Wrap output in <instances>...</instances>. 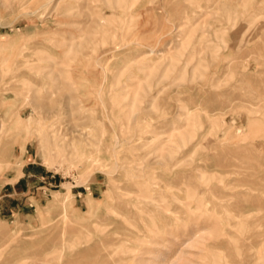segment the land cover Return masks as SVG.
<instances>
[{
	"label": "rangeland",
	"instance_id": "obj_1",
	"mask_svg": "<svg viewBox=\"0 0 264 264\" xmlns=\"http://www.w3.org/2000/svg\"><path fill=\"white\" fill-rule=\"evenodd\" d=\"M113 1L0 0V264H264V0ZM61 71L70 74L71 91L65 89L69 80L58 78L65 77ZM246 93L256 95L255 104ZM212 95L225 106L224 100L214 104ZM56 129L58 136L85 132L75 146L77 152L91 149L90 155L82 162L64 157L54 146ZM89 135L103 143L90 147ZM118 137L124 145L113 156L107 147ZM183 154L167 174L180 193L176 186L166 191L185 200L174 205L179 217L189 219H176L170 234L149 235L154 243L126 251L117 243V227L132 216L128 201L139 202L136 168L150 162L146 167L163 172L157 160ZM15 183V190L9 188ZM67 187L71 195H65ZM243 206L249 211L236 218Z\"/></svg>",
	"mask_w": 264,
	"mask_h": 264
},
{
	"label": "bare ground",
	"instance_id": "obj_2",
	"mask_svg": "<svg viewBox=\"0 0 264 264\" xmlns=\"http://www.w3.org/2000/svg\"><path fill=\"white\" fill-rule=\"evenodd\" d=\"M106 1V0H105ZM116 0H114L113 2H115ZM117 1H122V3H123V0H117ZM109 2H111V1H109ZM118 2H116V5H118L117 4ZM119 3H121V2H119ZM121 3V5H123ZM235 3V2H234ZM241 3V2H240ZM8 4V3H7ZM109 4V3H108ZM14 5H18V4H15L14 3ZM238 5V4H237ZM5 6V5H4ZM111 6H112V3H111ZM115 7V6H114ZM118 7V6H117ZM120 7V6H119ZM118 7V8H119ZM262 10V9H261ZM102 13V12H101ZM100 12H99V15L101 14ZM250 13V12H249ZM261 13V12H260ZM98 15V16H99ZM110 15V14H109ZM109 15H108V17H109ZM111 16V15H110ZM243 16H246V15H243ZM100 17V16H99ZM98 17V18H99ZM107 17V16H106ZM105 17V18H106ZM107 17V18H108ZM249 17V16H248ZM251 17V16H250ZM111 17H109V19H110ZM255 18V17H254ZM257 18H259V17H256V19ZM260 18H261V15H260ZM100 20H101V17H100ZM246 20V19H245ZM252 20H254V19H252ZM260 20V19H259ZM102 21V20H101ZM105 21V20H104ZM108 21L109 20H107V23H108ZM112 21V19L110 20V22ZM255 21H257L258 22V20H254V23H255ZM261 21V20H260ZM105 23V22H104ZM112 23V22H111ZM111 23H108V25L107 26H111ZM99 24V23H98ZM100 25V24H99ZM248 25V24H247ZM115 28H116V26L115 25H113ZM261 26H263V25H261ZM102 27V26H101ZM112 27V26H111ZM113 27V28H114ZM114 28V29H115ZM262 28H264V26L262 27ZM103 29V28H102ZM117 29V28H116ZM264 30V29H263ZM111 31V30H110ZM117 31V30H116ZM120 31V30H119ZM247 31H249L248 29H247ZM239 32V31H238ZM91 33V32H90ZM107 33V32H106ZM105 33V34H106ZM234 33V32H233ZM83 34H85L86 35V33L84 32ZM93 34V33H92ZM98 34V33H97ZM109 34V33H108ZM94 35V34H93ZM242 35V34H241ZM82 36H84V35H82ZM95 36V35H94ZM94 36H93V38L92 39H94ZM243 36V35H242ZM246 36V35H245ZM89 36H87L86 35V38H88ZM118 37H120V35L118 36ZM238 37V36H237ZM247 37V36H246ZM111 38V37H110ZM82 39V38H81ZM89 39V38H88ZM120 39V38H119ZM121 43H123L124 41H123V38L121 37ZM240 39H241V37H240ZM115 40V39H114ZM81 41V40H80ZM118 41V40H117ZM82 42V41H81ZM91 43H92V41H90ZM114 42V41H113ZM116 42V41H115ZM4 43V42H3ZM121 43H119V44H121ZM85 44V43H84ZM124 44V43H123ZM255 44V43H254ZM258 44V43H257ZM76 45H77V43H76ZM75 45V46H76ZM86 45V44H85ZM125 45V44H124ZM124 45L122 46V47H124ZM74 46V45H73ZM87 46V45H86ZM26 47H27V45H26ZM42 47H43V45H42ZM76 47H78V46H76ZM76 47H74V49L76 48ZM82 47V46H81ZM90 47V46H89ZM117 48L119 47V45L118 46H116ZM115 47V48H116ZM121 47V46H120ZM121 47V48H122ZM255 47V46H254ZM253 47V48H254ZM19 48V47H18ZM24 48V47H23ZM44 48V47H43ZM72 48V47H71ZM121 48H119V49H121ZM242 48V47H241ZM244 49H245V47H243ZM258 48V47H257ZM5 48L3 47V46H1L0 45V52L2 51V50H4ZM26 49V48H25ZM24 49V50H25ZM28 49V48H27ZM31 49V48H30ZM79 49V48H78ZM240 49V48H239ZM238 49V50H239ZM43 50V49H42ZM76 50H77V48H76ZM93 50V49H92ZM118 50V49H117ZM154 50V49H153ZM153 50H150V52H154ZM241 50V49H240ZM259 50H260V48H259ZM23 51V50H22ZM69 52H68V54L69 53H71L70 52V50H68ZM89 51H91V50H89ZM116 51V50H115ZM245 51V50H244ZM256 51H258L257 49L255 50V52ZM26 52V51H25ZM41 52H43V51H40L39 53H41ZM83 52V51H82ZM148 52V51H147ZM146 52V55L144 56V58H149L150 57V55L152 54H150V55H148L149 53H147ZM156 52V51H155ZM237 52H239V51H237ZM247 52V51H246ZM262 52H264V51H262ZM261 52V53H262ZM22 53V52H21ZM36 53H38V52H36V49H35V54L34 55H38V54H36ZM73 53V52H72ZM84 53H86V52H84ZM92 53V52H91ZM145 53V52H144ZM19 54V53H18ZM23 54V53H22ZM62 54H65V52H63ZM61 54V55H62ZM86 54H88V53H86ZM118 54V53H117ZM248 54V53H247ZM257 55H258V53H256ZM263 54V53H262ZM262 54H261V56H262ZM42 55H44V54H41V56ZM48 55V54H47ZM67 55V54H66ZM72 55H76V54H72ZM88 55H90V53L88 54ZM144 55V54H143ZM148 55V56H147ZM239 55V54H238ZM63 56V55H62ZM83 56H84V54H83ZM92 56V55H91ZM259 56V55H258ZM17 57H20V55H18ZM16 57V58H17ZM21 57H22V55H21ZM40 57V56H39ZM39 57H37V58H39ZM127 57V56H126ZM36 58V57H35ZM41 58H43V57H40V59ZM51 57H49V60H51L50 59ZM66 59L68 58V57H65ZM71 58V57H70ZM88 58V60H90L89 59V57H87ZM91 58V57H90ZM248 58V57H247ZM1 59V58H0ZM24 59V58H23ZM48 59V58H47ZM69 59V58H68ZM85 59H86V56H85ZM244 59V58H243ZM259 59H262L260 56H259ZM38 61H39V59H37ZM44 60V58L42 59V61ZM46 60V59H45ZM70 60H74V59H70ZM70 60H67V61H70ZM87 60V59H86ZM87 60V61H88ZM230 60V59H229ZM25 61V60H24ZM37 61V62H38ZM41 61V60H40ZM41 61V62H42ZM225 61H227L226 59L224 60V62ZM22 62V61H21ZM26 62H27V59H26ZM36 62V63H37ZM73 62V61H72ZM76 62V61H75ZM230 61H228V63H229ZM260 62H262V63H264V60H262V61H260ZM70 63H71V61H70ZM69 62H68V64H70ZM74 63V62H73ZM88 63V62H87ZM28 64V63H27ZM35 64V63H34ZM25 65H26V63H25ZM33 65V64H32ZM31 65V67H33L34 68V65L32 66ZM36 65V64H35ZM28 66H30V65H28ZM54 66V65H53ZM70 66V65H69ZM68 66V67H69ZM14 66H12V68H13ZM31 67L29 68V69H31ZM39 67H41V66H39ZM57 66H55V68H56ZM227 67V66H226ZM226 67H224V68H226ZM229 67V66H228ZM11 68V67H10ZM20 68V67H19ZM22 68V67H21ZM25 68H27V66L25 67ZM27 68V70H29ZM38 67H36V68H34V70H36ZM23 69V68H22ZM53 69H54V67H53ZM13 70V69H12ZM17 70V69H16ZM52 70V69H51ZM225 70H227V68L225 69ZM245 70V69H244ZM30 71V70H29ZM37 71H41L40 69L39 70H37ZM37 71H34V72H36L37 73ZM43 71V70H42ZM53 71H55V70H53ZM8 72V71H7ZM16 72V71H15ZM18 72V71H17ZM17 72H16V74H17ZM26 72V71H25ZM64 72V71H63ZM62 71H61V74H60V76H64L65 74L63 73ZM69 72V71H68ZM227 72H228V70H227ZM11 73V72H10ZM19 73V72H18ZM55 73V72H54ZM65 73H67V72H65ZM12 74V73H11ZM28 74H29V72H28ZM57 74H58V71H57ZM3 75V74H2ZM68 75V77H69V75L70 74H67ZM67 75H65V77H64V79H61V78H63V77H58L59 79H60V81L61 80H69V79H66L67 77ZM254 75V74H253ZM263 75V74H262ZM261 75V76H262ZM16 76V75H15ZM15 76H13V78H15L16 79V77ZM259 76V75H258ZM257 76V77H258ZM261 76H260V78H261ZM34 77V76H33ZM37 77V79H39L38 78V76H36ZM36 77H34V78H36ZM55 77V76H54ZM240 77V76H239ZM245 77V76H244ZM10 78V77H9ZM23 78V77H22ZM41 78V77H40ZM70 78V77H69ZM253 78H255V77H253ZM262 78L264 79V77L262 76ZM7 79V78H6ZM10 79H12V78H10ZM14 79V80H15ZM55 79V78H54ZM180 79V78H179ZM186 78H184V80H185ZM194 79V78H193ZM256 79V78H255ZM21 80V79H20ZM26 80V79H25ZM55 80H58V79H55ZM54 80V81H55ZM183 80V81H184ZM16 81V80H15ZM26 81H28V80H26ZM26 81H23V83H25ZM37 81H39V80H37ZM71 80H69V84H65L66 85V87L68 86H70V84L71 83H74V82H70ZM180 81V80H179ZM239 81H241V79L239 80ZM239 81H237V83L239 82ZM247 81V80H246ZM264 81V80H263ZM13 82V81H12ZM22 82V81H21ZM35 83H37L36 81H34ZM41 82V81H40ZM58 82H59V80H58ZM62 82V81H61ZM242 83H243V81H241ZM260 82V81H259ZM28 83V82H27ZM67 83H68V81H67ZM248 83V82H247ZM264 83V82H263ZM13 84H16V85H18L17 84V82L15 83H13ZM29 84V83H28ZM33 84V83H32ZM41 84H43V83H41ZM40 84V85H41ZM55 84H57L56 83V81H55ZM55 84H54V86H55ZM59 84H60V82H59ZM241 84V83H240ZM5 85H7V84H5ZM20 85H22V84H20ZM31 85V83L29 84V86ZM72 86H73V84H71ZM4 86V85H3ZM9 86H12V85H9ZM24 86V85H23ZM27 86V85H26ZM34 87L36 86V85H33ZM42 86V85H41ZM57 86H59V85H57ZM61 86V85H60ZM71 86V87H72ZM236 86V88H237V90H239L240 91V89H238V86L240 87V85L239 84H237V85H235ZM247 88H245V89H247V91H248V87L249 86H247V85H245ZM261 86H263V85H261ZM2 87V86H1ZM13 87H15V85H13ZM17 87V86H16ZM28 87V86H27ZM33 87V88H34ZM63 89L65 88L64 87V85L63 86H61ZM194 87H196V86H194ZM231 87V86H230ZM232 87H234V86H232ZM241 87H244V85L242 86L241 85ZM4 88H5V86H4ZM10 88V87H9ZM40 88V87H39ZM56 88V87H55ZM59 88V87H58ZM235 88V87H234ZM6 89V88H5ZM24 89V88H23ZM29 89V88H28ZM36 89H37V87H36ZM57 89V88H56ZM65 89H68V90H70V87L69 88H65ZM196 89V88H195ZM203 89V88H202ZM230 89H232V88H229V90ZM244 89V88H243ZM54 90V89H53ZM71 90H72V88H71ZM70 90V91H71ZM75 90H76V88H75ZM228 90V89H227ZM232 90H234V89H232ZM242 90V89H241ZM252 91V89H250L249 88V91ZM258 90V89H257ZM261 90H263V92H264V89H262V87H261ZM21 91H23V90H21ZM29 91H33L32 89L31 90H29ZM36 91V90H35ZM38 91V90H37ZM55 91V90H54ZM53 91V92H54ZM58 91V90H57ZM60 92H61V89L59 90ZM69 91V92H70ZM74 91V90H73ZM202 91V90H201ZM250 91V92H251ZM26 92V91H25ZM25 92H23V94L25 93ZM64 92L67 94V92L64 90ZM213 92V91H212ZM232 92V91H231ZM235 92H237L236 90H235ZM235 92H232L231 93V96H233L232 94L233 93H235ZM242 92H243V90H242ZM244 92H246V91H244ZM253 92V91H252ZM259 92H261V91H259ZM27 93V92H26ZM25 93V94H26ZM34 93V92H33ZM50 93H52V92H50ZM73 93V92H72ZM209 93V92H208ZM215 93V92H214ZM224 93V92H223ZM226 93V92H225ZM262 93V92H261ZM36 93H34V95H35ZM218 94H221V92H218ZM228 94L229 95H227V96H230V93L228 92ZM236 94H238V92L236 93ZM236 94H234V95H236ZM239 94H243V93H240L239 92ZM247 94L248 93H246L245 95L247 96ZM251 94V93H250ZM250 94H248V98L246 97V99H249V100H251L250 98H252V100H251V104L254 102L253 101V97L254 96H256L254 93H252L251 95ZM263 94V93H262ZM202 95H203V93H202ZM205 95V94H204ZM210 95H211V92H210ZM214 95H216V93L214 94ZM240 95V97H242ZM36 96V95H35ZM51 96V95H50ZM61 96V95H60ZM67 96V95H66ZM213 96V95H212ZM217 96V95H216ZM219 96V98H221L220 96H223L222 94L221 95H218ZM237 97H238V95H236ZM263 96H264V94H263ZM71 97H73V96H71ZM208 97V96H207ZM214 97V99H216V101H215V103L214 104H219V102H221V101H223L222 103H220V104H223L221 107H224L225 106V99H223V100H221V99H219V100H221V101H219L218 99H217V97H215V96H213ZM235 97V96H234ZM236 97V98H237ZM21 98H25V97H21ZM21 98H20V101H21ZM63 98V97H62ZM34 99H35V97L33 96V98L31 97L30 98V102H31V100H33L32 101V106H34ZM38 99V98H37ZM67 99H69V97L67 98ZM207 98H205V100H206ZM257 99H259L258 97H257ZM261 99H264V97H262ZM24 100V99H23ZM41 100V99H40ZM26 101V100H25ZM25 101H23V102H25ZM27 101H28V99H27ZM64 101V100H63ZM68 101V100H67ZM72 102H73V100H71ZM212 101H214V100H212ZM219 101V102H218ZM228 101V100H227ZM231 101V100H230ZM229 101V102H230ZM253 101V102H252ZM22 102V103H23ZM137 102V101H136ZM167 102V105H168V101H166ZM257 102V101H256ZM27 103H29V102H27ZM66 103V102H65ZM208 103H209V101H208ZM24 104V103H23ZM70 104V103H69ZM165 104V103H164ZM205 104H207L206 102H205ZM210 104V103H209ZM211 104H213V102L211 103ZM210 104V105H211ZM230 105H231V103H229ZM254 104H255V102H254ZM261 104V103H260ZM28 105V104H27ZM64 105V104H63ZM209 105V106H210ZM236 105V104H235ZM235 105H234V107H235ZM22 106V105H21ZM29 106V105H28ZM31 106V107H32ZM37 106V105H36ZM50 106V105H49ZM151 106V105H150ZM262 106H264V104H262ZM19 107V106H18ZM30 107V108H31ZM254 107H256V106H254ZM259 107H260V105H259ZM51 108V107H50ZM49 108V109H50ZM132 108H134V106L132 107ZM241 108V107H240ZM253 107H251V108H249L250 110L252 109ZM257 108V107H256ZM20 109V108H19ZM118 109H119V107H118ZM135 109V108H134ZM227 109H229V108H227ZM248 109V110H249ZM53 110V109H52ZM139 110V109H138ZM220 110V109H219ZM249 110V111H250ZM253 110H255V109H252L251 111H253ZM260 111H261V109H259ZM37 111V110H36ZM117 111V110H116ZM233 111V110H232ZM130 112V111H129ZM239 112V111H238ZM259 112V111H258ZM39 113V112H38ZM119 113V112H118ZM128 113V112H127ZM212 113V112H211ZM210 113V114H211ZM236 113V112H235ZM242 113V112H241ZM244 113H247V112H243V114ZM249 113V112H248ZM248 113L246 114V115H248ZM252 113V112H251ZM133 114H135L134 112H133ZM29 115V114H28ZM128 115V114H127ZM206 115V114H205ZM204 115V116H205ZM252 115L254 116L255 115V113L253 114L252 113ZM258 114H256V116H257ZM129 116V115H128ZM138 116L139 115H137V118H138ZM144 116V115H143ZM198 116V115H197ZM206 117H207V115H206ZM250 117H252L251 115H250ZM255 117V116H254ZM258 117V116H257ZM128 118V117H127ZM135 118V117H134ZM137 118H135V119H137ZM142 118V117H141ZM210 118V117H209ZM213 119H214V117H212ZM264 118V117H263ZM20 118H18V120H19ZM28 119V118H27ZM196 119V118H195ZM198 119V118H197ZM220 119H221V117H220ZM254 119H256V118H254ZM254 119H252V120H254ZM137 120H141L140 118L139 119H137ZM206 120H208L207 118H206ZM251 120V119H250ZM251 120V121H252ZM142 121V120H141ZM209 121V120H208ZM211 121V120H210ZM187 122V121H186ZM195 122V121H194ZM258 122V121H257ZM260 122V121H259ZM258 122V123H259ZM224 123H226V122H224ZM232 123V122H231ZM247 123H248V121H247ZM247 123H246V126H247ZM261 123V122H260ZM138 124V123H137ZM140 124V123H139ZM138 124V125H139ZM201 124V123H200ZM249 124V123H248ZM223 125V124H222ZM232 125V124H231ZM260 126L262 125V124H259ZM39 126V125H38ZM189 126H190V124H189ZM252 126V125H251ZM251 126L249 125V127L251 128ZM264 126V123H263V125H262V127ZM261 127V128H262ZM37 128V127H36ZM87 128V126H85V127H82V129H86ZM232 128V127H231ZM234 128V127H233ZM247 128V127H246ZM34 130H35V128H33ZM38 129V128H37ZM41 130V129H40ZM58 130H59V128H58ZM195 130V129H194ZM193 130V131H194ZM221 130V129H220ZM63 131V130H62ZM66 131H68L67 129H66ZM65 131V132H66ZM247 131V130H246ZM254 132H256L257 130L256 129H254L253 130ZM37 132H40V131H38L37 130ZM76 131L75 130H71L70 131V133L68 134V133H64V134H62L61 136H58V133H57V129H56V131L54 130V132H53V134H52V136H53V138L55 139V141H54V146H55V148L57 149V151H63V152H65V153H67V154H65V156L64 157H69V158H78L79 160H81V162H82V160H84V157H86V156H89L90 155V153H91V149L89 150V149H87L86 148V150H84L83 152H77V149H76V146H75V141H76V139H81V137L82 136H85V132H80V133H75ZM238 132V131H237ZM61 133V132H60ZM214 133H215V131H214ZM70 135V138H67L68 136ZM236 135V134H235ZM4 136H5V134H4ZM41 136V135H40ZM88 136V135H87ZM182 136V135H181ZM49 137V136H48ZM178 137V136H177ZM185 137V136H184ZM229 137V136H228ZM47 138V137H46ZM50 138V137H49ZM214 138V137H213ZM249 138V137H248ZM89 141H91V142H89V144H90V147H92V146H94V147H98V146H100V144H101V142L100 141H97V139L94 137V136H90L89 135V137L87 138ZM183 139V138H182ZM258 139V138H257ZM262 139V138H261ZM48 140V139H47ZM86 140V139H85ZM84 140V141H85ZM215 140V139H214ZM260 140V139H259ZM182 141H184V139L182 140ZM181 141V142H182ZM227 141V140H226ZM225 141V142H226ZM244 141H246V140H244ZM243 141V142H244ZM178 142V141H177ZM213 142H215V141H213ZM224 142V143H225ZM99 143V144H98ZM103 143V142H102ZM175 143H176V141H175ZM227 143V142H226ZM241 143V142H240ZM89 144H88V146H89ZM194 144V143H193ZM214 144H216V143H214ZM220 144V143H219ZM124 145V140H122L121 138H117L114 142H112V144L109 146V147H107V149H108V151H110V153L111 154H113V156H114V154H115V152H117L116 150L117 149H120L122 146ZM212 145V144H211ZM217 145V144H216ZM226 145V144H225ZM244 145V144H243ZM197 146H199V145H197ZM215 145H213V147H214ZM221 146V145H220ZM227 146V145H226ZM225 146V151H226V147ZM230 146V145H229ZM235 146V145H234ZM233 146V147H234ZM1 147V146H0ZM217 147V146H216ZM221 147H224V146H221ZM249 147H250V145H249ZM255 147V146H254ZM1 148H3V147H1ZM54 148V149H55ZM251 148V147H250ZM253 148V147H252ZM47 149H52V148H47ZM53 149V150H54ZM194 149H196V148H194ZM240 150V149H239ZM56 151V150H55ZM208 151V150H207ZM237 150H235V152H236ZM255 151H257L256 149H255ZM49 152V151H48ZM53 152V151H52ZM176 151H174V153H175ZM213 152V151H212ZM234 152V151H233ZM243 152H245V151H243ZM49 153H51V152H49ZM169 153V152H168ZM194 153V152H193ZM196 153H197V151H196ZM219 153V152H218ZM217 153V154H218ZM60 154H62V152H60ZM208 154V153H207ZM229 154V153H228ZM241 154H243V153H241ZM258 154V153H257ZM170 155V154H169ZM167 156L166 158H164V159H162V158H160L159 160H157V158H156V160H157V163H154V165H156V164H163L162 166L161 165H158V166H161L160 168H162L163 170V172H159V173H156L155 172V167L153 168L152 166H147L146 167V165H152L153 163H151L150 164V162H148V163H145V165H144V167L142 168V167H139V168H136L137 169V171H138V180H139V178L141 179V183H140V185H139V187L135 190V192H134V195L137 197L138 196V199H139V202H136V201H134L133 203H130V201H128V204H127V206H129L130 204H131V209H130V214L132 215V216H129L128 218H127V220H130V221H128V223L129 224H126V221H123L121 224H120V226H118L117 227V231H118V233L120 234V240L117 242L120 246H123V245H126V246H123L125 249H126V251L127 250H129V251H135V250H140V247L143 245V244H145V243H154V239L152 238V237H149V235H156V236H158V237H161L162 235H167V234H170L171 233V227H172V225L175 223L174 221L177 219L178 220V218H181V217H179L178 216V214H180L181 212V210H179V207H176V205H174V200L176 201L177 200V203H178V201H179V198L180 199H182L181 198V196L178 198H176V197H171L170 196V194H168L167 193V191L169 190H167L166 188H169V187H171L172 186V189L174 188L175 189V181H170V179L167 177V174H168V172L170 173H173L172 172V170L174 169V167H175V165H177L178 163H181L183 160H184V156H185V154H183L181 157H179V158H177L176 157V159H173L172 158V155L171 156ZM206 155V154H205ZM246 155H248V154H246ZM250 155V154H249ZM2 156V155H1ZM113 156H111V157H113ZM189 156V155H188ZM209 156V155H208ZM226 156V155H225ZM234 156V155H233ZM253 156V155H252ZM49 157V156H48ZM162 157H164V156H162ZM247 158H249V156H246ZM245 157V158H246ZM263 158H264V156H262ZM115 158V157H114ZM119 158V157H118ZM121 158V157H120ZM187 158V157H186ZM229 158H231V156L229 157ZM251 159H252V157H250ZM116 159V158H115ZM239 159V158H238ZM114 160V159H113ZM227 160V159H226ZM166 161H168V163H166ZM174 161V162H173ZM264 161V160H263ZM74 162H76L75 160H74ZM80 162V161H79ZM114 162H116V161H113L112 162V164L114 165ZM200 162V161H199ZM201 162H203L204 163V161L202 160ZM217 162V161H216ZM229 162H230V160H229ZM249 162H251L250 160H249ZM122 163V162H121ZM251 163H253V162H251ZM119 164V163H118ZM141 164V163H140ZM202 164V163H201ZM204 164H206V163H204ZM255 164V163H254ZM115 165H117V164H115ZM121 165V164H120ZM165 165V166H164ZM224 165L225 164H223V167H224ZM122 167H123V164L121 165ZM139 166V165H138ZM219 166V165H218ZM227 167V166H226ZM259 167V166H258ZM6 168V167H5ZM114 168V167H113ZM145 168H147L146 170H145ZM160 168L158 167V169H159V171H160ZM215 168V167H214ZM220 168V167H219ZM121 169V168H120ZM134 169V168H133ZM157 169V168H156ZM221 169V168H220ZM219 169V170H220ZM228 169V168H227ZM234 169V168H233ZM256 169V168H255ZM258 169V168H257ZM260 169V168H259ZM115 170H117V169H115ZM121 170H123V169H121ZM198 170H200V168L198 169ZM202 171H204L205 169H201ZM117 171H119V170H117ZM125 171L127 172V170L125 169ZM130 171V170H129ZM135 171V170H134ZM185 171V170H184ZM241 171V170H240ZM249 171V170H248ZM258 171V170H257ZM131 172V171H130ZM194 172H195V170H194ZM193 172V173H194ZM201 172V171H200ZM202 173V172H201ZM215 173V172H214ZM235 173V172H234ZM115 174H118V173H115ZM114 174V175H115ZM128 174V173H127ZM130 174V173H129ZM195 174V173H194ZM198 174V173H197ZM208 174V173H207ZM210 174V173H209ZM238 173H236L235 175H237ZM242 174H243V172H242ZM176 175V174H175ZM185 175V174H184ZM187 175V174H186ZM191 175H192V173H191ZM227 175V174H226ZM232 175V174H231ZM234 175V176H235ZM118 176V175H117ZM135 176H136V174H135ZM188 176V175H187ZM197 176V175H196ZM199 176V175H198ZM220 176V175H219ZM237 176H239V175H237ZM237 176H236V178H237ZM115 177V176H114ZM175 177V176H174ZM180 177H183V176H181L180 175ZM192 177H193V175H192ZM192 177H191V179H192ZM222 177V176H221ZM229 177V176H228ZM241 177V176H240ZM225 178V177H224ZM232 178V177H231ZM135 179V178H134ZM177 179H178V177H177ZM181 179H183V178H181ZM190 179V180H191ZM229 179H230V177H229ZM258 179V178H257ZM111 180H114V178L113 179H111ZM187 180V179H186ZM189 180V181H190ZM198 180V179H197ZM237 180H238V178H237ZM254 180V179H253ZM259 180V179H258ZM189 181H187V183H186V185L188 184L189 185ZM192 181V180H191ZM199 181V180H198ZM184 182V181H183ZM196 182V181H195ZM196 183H198V182H196ZM223 183H225V182H223ZM233 183V182H232ZM235 183V182H234ZM259 183V182H258ZM263 183V182H262ZM194 184V183H193ZM174 185V186H173ZM183 185V184H182ZM196 185V184H195ZM224 185V184H223ZM228 186H229V184H227ZM197 186V185H196ZM218 186V185H217ZM221 186V185H220ZM261 186V185H260ZM180 187V186H179ZM216 187V186H215ZM222 187V186H221ZM221 187H220V190H221ZM241 187V186H240ZM239 187V188H240ZM251 187H253V186H251ZM178 187L176 186V190H178L177 189ZM181 188V187H180ZM185 188V187H184ZM184 188H182V189H184ZM197 188H199L198 186H197ZM226 188V187H225ZM224 188V189H225ZM228 188V187H227ZM233 188H236V186L234 187L233 186ZM238 188V187H237ZM258 188V187H257ZM186 189V188H185ZM187 189H188V187H187ZM217 189V188H216ZM231 189V188H230ZM167 190V191H166ZM223 190V189H222ZM238 190V189H237ZM264 190V189H263ZM180 191H181V189H180ZM187 191V190H186ZM185 191V192H186ZM193 191V190H192ZM225 191V190H224ZM67 194H65V195H71V192H70V188L69 187H67ZM128 193L127 194H129L130 193V191L128 190L127 191ZM172 192V191H171ZM178 192H179V190H178ZM194 192V191H193ZM207 192H208V190H207ZM237 192V191H236ZM180 193V192H179ZM178 193V194H179ZM195 193V192H194ZM220 193V192H219ZM64 194V193H63ZM172 194H173V192H172ZM187 194V193H186ZM198 194V193H197ZM197 194H196V197H197ZM209 194V193H208ZM224 194V193H223ZM227 194H229V192H227ZM262 194H263V192H262ZM195 195V194H194ZM206 195V194H205ZM212 195H215L214 193L212 194ZM230 195V194H229ZM232 195V194H231ZM244 195V194H243ZM261 195V194H260ZM264 195V194H263ZM174 196V195H173ZM217 196H219V195H217ZM221 196V195H220ZM241 196V198H242V195H240ZM250 196H252V195H250ZM262 196V195H261ZM64 197V196H63ZM66 197V196H65ZM183 197V196H182ZM199 197V196H198ZM206 197H208V196H205V198ZM212 197H216V196H212ZM227 197V199L226 200H228L229 198H228V196H226ZM225 197V198H226ZM238 197V196H237ZM244 197V196H243ZM248 197V196H247ZM59 197H57V199H58ZM218 198V197H217ZM245 198V197H244ZM62 199V198H61ZM184 199H185V197H184ZM209 199V198H208ZM216 199V198H215ZM219 199V198H218ZM230 199H233V198H231L230 197ZM65 200H66V198H64L63 199V203L65 202ZM202 200V199H201ZM206 200V199H205ZM217 200V199H216ZM225 200V199H224ZM239 200V199H238ZM181 201L183 202V201H185V200H180L179 202H180V204H181ZM187 201L188 200H186V203H187ZM200 201V200H199ZM210 201V200H209ZM62 202V201H61ZM190 202V201H189ZM193 202V201H192ZM191 202V203H192ZM230 202V201H229ZM239 202V201H238ZM60 203V202H59ZM176 203V204H177ZM208 203H210V202H208ZM218 203H220V202H218ZM223 203H225V202H223ZM228 203V202H227ZM243 203H245V202H243ZM182 204H184V202L182 203ZM197 204H198V202H197ZM213 204H215V203H213ZM194 205V204H193ZM192 205V206H193ZM228 205H230L229 203H228ZM191 206V205H190ZM200 206V205H199ZM211 206V205H210ZM210 206H209V208H210ZM217 206V205H216ZM61 207H62V205H61ZM196 207V206H195ZM213 207H215V205L213 206ZM230 207V206H229ZM232 207H234V206H232ZM198 208V207H197ZM200 208V207H199ZM204 208V207H203ZM208 208V209H209ZM222 208V207H221ZM225 208H227V207H224V210H226ZM239 208V207H238ZM191 209H194V207L193 208H191ZM191 209H189L190 211H191ZM228 209V208H227ZM241 209V208H240ZM249 209V207L247 206V207H242V209L241 210H239V212H238V214H237V216H236V218H239V217H241L244 213H246L247 214V212L249 211L248 210ZM254 209V208H253ZM63 210V209H62ZM183 210H184V207H183ZM186 210V209H185ZM202 210V209H201ZM201 210H199V211H201ZM206 210V209H205ZM211 210H213V209H211ZM233 210V209H232ZM237 210V209H236ZM193 211V210H192ZM191 211V212H192ZM214 211V210H213ZM194 212V211H193ZM183 213V212H182ZM202 213V212H201ZM206 213V212H205ZM204 212H203V214H205ZM211 213V212H210ZM185 214V213H184ZM207 214V213H206ZM208 214H209V212H208ZM61 215H63V214H61ZM186 215H188V213L186 214ZM210 215V214H209ZM214 215H216V214H214ZM220 215V214H219ZM230 215V214H229ZM64 216V215H63ZM208 216V215H207ZM217 217H218V215H216ZM232 216V215H231ZM65 217V216H64ZM198 217V216H197ZM201 217H203L202 215H201ZM210 217V216H209ZM233 217V216H232ZM122 218V217H121ZM208 218V217H207ZM213 218V217H212ZM235 218V220H239V219H236ZM242 218V217H241ZM65 219V218H64ZM186 219H189V218H186ZM185 219V217L183 218V216H182V218H181V220L183 221H185L186 220ZM63 220V219H62ZM180 220V221H181ZM220 220H221V218H220ZM224 220V219H223ZM179 221V220H178ZM180 221H179V223H180ZM225 221V220H224ZM131 222V223H130ZM182 224H183V222H181ZM49 224V223H48ZM175 224H177V223H175ZM234 224H237V223H230V228H232V227H234ZM247 224H249V223H247ZM247 224H246V228H248L247 227ZM251 224V223H250ZM250 224L248 225V226H250ZM185 226H187L188 224H184ZM190 225V224H189ZM238 225V224H237ZM236 225V226H237ZM177 226V225H176ZM229 226V225H228ZM63 227V226H62ZM178 227V226H177ZM182 227V226H181ZM252 227V226H251ZM251 227H249V229L251 230ZM262 227V226H261ZM173 228V227H172ZM255 228V227H254ZM253 228V229H254ZM65 229V228H64ZM215 229H217V227L215 228ZM248 229V230H249ZM62 230V229H61ZM66 230V229H65ZM71 230V229H70ZM173 231L175 230L174 228L172 229ZM182 230H183V227H182ZM239 230V229H238ZM241 230V229H240ZM249 230V231H250ZM67 231V230H66ZM217 231V230H216ZM220 231V230H219ZM227 231V230H226ZM225 231V232H226ZM48 232V231H47ZM218 232V231H217ZM223 233V234H226V233ZM247 232V231H246ZM62 233V232H61ZM248 233V232H247ZM109 234V233H108ZM220 234V233H219ZM230 234H232L231 232H230ZM257 234H259V233H257ZM261 234H263V233H261ZM214 235V234H213ZM221 236V235H220ZM260 236V235H259ZM102 237V236H101ZM256 237H258V236H256ZM213 238V237H212ZM215 238V237H214ZM253 238H255L254 236H253ZM259 238V237H258ZM264 238V237H263ZM142 239V240H141ZM230 239V238H229ZM245 239V238H244ZM247 239H249V238H247ZM124 241V242H120V241ZM139 240H141V242H139ZM228 240V239H227ZM233 240V239H232ZM234 240H236V239H234ZM250 240V239H249ZM224 241V240H223ZM237 241V240H236ZM240 241V240H239ZM244 241H248V240H244ZM244 241H242L243 243H244ZM107 242V241H106ZM225 242H227L226 240H225ZM234 242V241H233ZM238 242V241H237ZM213 243V242H212ZM100 244V243H99ZM229 244V243H228ZM238 244H240V242L239 243H237V246H238ZM247 244V243H246ZM251 244V243H250ZM218 245V244H217ZM233 245V244H232ZM241 245V244H240ZM243 245V244H242ZM241 245V246H242ZM254 245V244H253ZM210 246H211V243H210ZM212 246H214V245H212ZM212 246H211V248H212ZM229 246H230V244H229ZM246 246V245H245ZM235 247V246H234ZM74 248V247H73ZM111 248V247H110ZM121 248V247H120ZM227 248V247H226ZM232 248V247H231ZM248 248V247H247ZM116 249V248H115ZM114 249V250H115ZM119 249V248H118ZM236 249V248H235ZM238 249V248H237ZM55 250V249H54ZM245 250V249H244ZM251 250V249H250ZM233 251V250H232ZM237 251H240V250H237ZM249 251V250H248ZM247 251V252H248ZM62 252V251H61ZM139 252V251H138ZM243 252V251H242ZM250 252V251H249ZM123 253V252H122ZM237 253V252H236ZM240 253V252H239ZM124 254V253H123ZM242 254V253H241ZM246 254V253H245ZM249 254V253H248ZM132 256L134 255V254H131ZM237 255V254H236ZM251 255V254H250ZM130 256V255H129ZM61 257V256H60ZM60 257H59V259H60ZM97 257V256H96ZM243 258V257H242ZM248 257H246V259H247ZM130 259V258H129ZM132 260V259H131ZM226 260V259H225ZM244 260H245V258H244ZM124 261V260H123ZM237 261H239V260H237ZM243 261V260H242ZM241 261V262H242ZM69 262V261H68ZM119 262V261H118ZM240 262V261H239ZM241 262H240V264H241ZM225 264V263H224ZM230 264H231V262H230ZM236 264V263H235ZM239 264V263H238ZM244 264H246V263H244Z\"/></svg>",
	"mask_w": 264,
	"mask_h": 264
},
{
	"label": "crops",
	"instance_id": "obj_3",
	"mask_svg": "<svg viewBox=\"0 0 264 264\" xmlns=\"http://www.w3.org/2000/svg\"><path fill=\"white\" fill-rule=\"evenodd\" d=\"M28 164H30V163H28ZM9 183H7V185H8ZM15 185H17V183H15L14 185H12V187H9V188H12V190H15ZM8 186H10V185H8Z\"/></svg>",
	"mask_w": 264,
	"mask_h": 264
}]
</instances>
